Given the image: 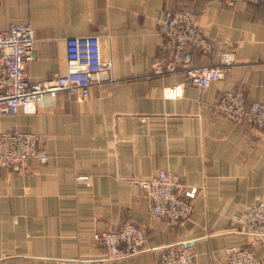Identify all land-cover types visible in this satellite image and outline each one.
<instances>
[{"label":"crops","instance_id":"crops-1","mask_svg":"<svg viewBox=\"0 0 264 264\" xmlns=\"http://www.w3.org/2000/svg\"><path fill=\"white\" fill-rule=\"evenodd\" d=\"M193 10L213 43L190 48L183 66L167 61L159 24L166 11ZM28 22L34 29L30 80L66 72V40L100 35L113 59V79L87 99L60 92L35 113H0V131L38 135L46 163L0 167V264H90L101 257L97 234L134 223L146 229L124 264H158L164 246L189 243L196 264H224L226 248L244 244L264 261V239L241 218L264 201V131L220 112L228 90L264 103V0H0V31ZM235 53L228 74L206 88L184 65L219 64ZM183 84L182 94L165 89ZM168 170L196 190L188 219L154 220L142 181Z\"/></svg>","mask_w":264,"mask_h":264},{"label":"built area","instance_id":"built-area-1","mask_svg":"<svg viewBox=\"0 0 264 264\" xmlns=\"http://www.w3.org/2000/svg\"><path fill=\"white\" fill-rule=\"evenodd\" d=\"M257 1V0H250ZM235 3L236 0H230ZM163 37L161 46L170 52L167 61L156 60V73L174 72L184 64L183 54L188 47L210 53L213 43L198 24L193 10H168L159 24ZM35 42L34 29L28 22L14 23L0 31V113L16 115L21 111L35 113L56 102L60 92H67L76 100L87 99L91 87L105 79H113V59L104 53L100 35L74 36L66 40V72L41 81L30 80L26 63L32 56ZM235 53H223L219 64L184 65L187 79L206 88L228 74V65ZM183 84L165 89L167 98H177ZM216 107L236 120H248L255 129L264 131V103L248 102L242 91H225ZM38 135L18 129L0 131V167L23 166L31 159L46 163L49 154L39 146ZM151 201L150 215L154 220H167L174 224L189 218L193 210L192 198L196 190L182 184L179 176L160 170L149 180L142 181ZM241 227L259 239H264V201L244 211ZM146 229L126 223L117 229L103 231L97 238L103 243L100 258L90 264H124L122 260L141 250ZM224 264H264L255 250L248 245L234 244L226 248ZM158 264H196V253L184 244H169L162 248Z\"/></svg>","mask_w":264,"mask_h":264},{"label":"water","instance_id":"water-1","mask_svg":"<svg viewBox=\"0 0 264 264\" xmlns=\"http://www.w3.org/2000/svg\"><path fill=\"white\" fill-rule=\"evenodd\" d=\"M190 48H191V47L186 48V50H185V52H184V54H183V60H184V61H186V55H188V52H189ZM186 245H189V243H187Z\"/></svg>","mask_w":264,"mask_h":264},{"label":"rangeland","instance_id":"rangeland-1","mask_svg":"<svg viewBox=\"0 0 264 264\" xmlns=\"http://www.w3.org/2000/svg\"><path fill=\"white\" fill-rule=\"evenodd\" d=\"M163 220V219H162ZM98 258H100V257H98Z\"/></svg>","mask_w":264,"mask_h":264}]
</instances>
